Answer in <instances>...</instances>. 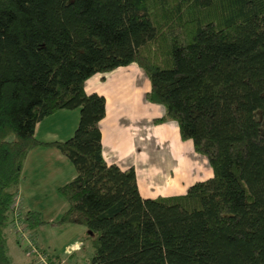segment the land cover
Instances as JSON below:
<instances>
[{"label": "trees", "instance_id": "1", "mask_svg": "<svg viewBox=\"0 0 264 264\" xmlns=\"http://www.w3.org/2000/svg\"><path fill=\"white\" fill-rule=\"evenodd\" d=\"M132 63L146 100L165 107L153 122L175 121L213 170L182 195L143 198L134 167L103 157L105 97L84 84ZM73 109L71 137L34 136ZM38 146L76 175L57 189L68 204L57 221L22 211L30 236L83 226L89 264H264V0H0V264H15L10 207Z\"/></svg>", "mask_w": 264, "mask_h": 264}, {"label": "crops", "instance_id": "2", "mask_svg": "<svg viewBox=\"0 0 264 264\" xmlns=\"http://www.w3.org/2000/svg\"><path fill=\"white\" fill-rule=\"evenodd\" d=\"M84 89L87 93L96 92L105 97L106 111L99 122L105 161L122 169L133 166L143 198L184 194L191 181L186 179L185 161L174 135L177 132L180 138L178 126L171 125V135H162L158 125L163 122H153L159 117L152 106L154 103L145 100L150 83L146 84L141 68L132 63L99 76L94 74L85 81ZM78 119V109L58 111L36 124L34 136L43 142L64 141L72 136ZM165 152L171 161L163 163L161 159ZM176 167L180 169V185L173 176ZM75 175L73 164L57 148L38 146L31 149L24 159L16 192L21 210L38 211L46 222L57 221L68 206L57 189ZM6 234L14 263L26 264L29 261L26 245L18 240L11 225ZM31 238L58 264H89L93 255L87 229L80 225H43L31 234Z\"/></svg>", "mask_w": 264, "mask_h": 264}, {"label": "rangeland", "instance_id": "3", "mask_svg": "<svg viewBox=\"0 0 264 264\" xmlns=\"http://www.w3.org/2000/svg\"><path fill=\"white\" fill-rule=\"evenodd\" d=\"M141 72L145 78L146 84H149V79H148L147 75L145 74V72L142 69H141ZM99 74L100 73H96L97 76H99ZM152 106H153V108H155V110H157V113H158L157 117H161L164 115L165 107L163 105L154 104ZM171 125H173L174 128L175 127L177 128V124L173 120H166L163 122V124L158 125V126H160L159 128L161 130V134L162 135H164V134L171 135ZM174 135H176L178 138V142H179L178 146H179V150H180V155H181V157L184 158V161H185L184 170L186 172V179L191 181V184H192V183H195L196 181L205 180L209 176H212L213 170L208 163L207 157L203 154L197 153L194 150L193 141L190 139L189 140H181L178 137L177 132L174 133ZM168 140L170 142V138ZM176 145H177V140H176ZM174 146H175V144H174ZM163 157L164 158L161 159L163 163L166 161H171L170 155L168 156L166 154V152L164 153ZM173 165L174 164H172L171 167H173ZM179 172H180V169H178L177 167L174 168V171H173L174 180H177L178 181L177 184L180 185V184H182V181L180 179ZM186 189L187 188H185L184 193L186 192Z\"/></svg>", "mask_w": 264, "mask_h": 264}, {"label": "built area", "instance_id": "4", "mask_svg": "<svg viewBox=\"0 0 264 264\" xmlns=\"http://www.w3.org/2000/svg\"><path fill=\"white\" fill-rule=\"evenodd\" d=\"M12 228L18 240L27 247L26 255L29 257L27 264H52L46 258V253L42 252L28 234L22 220V210L19 196L16 194L11 204Z\"/></svg>", "mask_w": 264, "mask_h": 264}]
</instances>
